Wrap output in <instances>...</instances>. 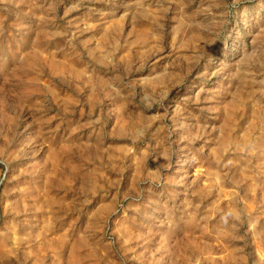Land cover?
Instances as JSON below:
<instances>
[{
  "label": "rangeland",
  "instance_id": "rangeland-1",
  "mask_svg": "<svg viewBox=\"0 0 264 264\" xmlns=\"http://www.w3.org/2000/svg\"><path fill=\"white\" fill-rule=\"evenodd\" d=\"M0 264H264V0H0Z\"/></svg>",
  "mask_w": 264,
  "mask_h": 264
}]
</instances>
